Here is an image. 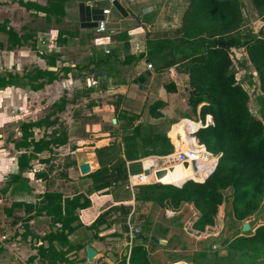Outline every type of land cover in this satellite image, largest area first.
<instances>
[{"label":"trees","instance_id":"trees-1","mask_svg":"<svg viewBox=\"0 0 264 264\" xmlns=\"http://www.w3.org/2000/svg\"><path fill=\"white\" fill-rule=\"evenodd\" d=\"M67 1L45 0L44 4H39L31 0H18V4L25 10H32L33 14L42 13L44 23L47 24L50 21L61 22L65 15L64 3ZM250 2L256 13L261 16V20H264V0ZM78 10L80 24L93 27L92 21L85 20L96 19L99 10H90L81 4ZM244 21L242 0H189L180 26L163 31V34L154 35L155 37L149 36L145 41V51L137 54L139 58H145L156 70L173 66L177 72L186 76L188 90L186 103L189 109L194 113L198 106L202 125L204 116L207 115V120L210 116V122L195 132L197 149L210 155L196 152L198 158L203 161L199 168L192 170H189L190 165L174 162L176 164H170L166 168V174L159 180L179 183L187 176L198 172H201L200 178L187 179L179 187L160 183L139 185L133 189L132 199L135 203L149 202L173 209L183 203H191L199 212L192 228L199 231H202L205 225L214 224L217 207L222 203L224 213L228 208L231 216L239 222L264 207V32L256 34L252 28L245 26ZM0 32L5 35L6 50L25 45L34 35L33 30L18 34L7 25L6 18L0 22ZM66 33L71 32L67 29L57 30L54 40L56 47L65 46ZM124 37L125 34H121L123 49L127 52ZM31 46L33 47V43ZM238 49L241 53L233 59L230 52ZM109 52L110 54L101 52L103 57L95 60L90 47L88 65L92 63L104 66L103 71H111V50ZM36 54L44 63L43 68L33 66L23 71V76H19L17 72H6L0 75V89L15 85L21 88L28 86L36 90L44 83L52 82L58 70H51L49 67H53L61 57L59 51L52 50L48 54L39 51ZM133 58L135 59V56L126 53L123 63ZM248 65L255 72L260 105L259 118L251 116L246 105L248 93L234 76V69L245 68ZM60 69L66 76L70 70L67 66ZM21 77L25 81H22ZM164 85L166 91L174 90L171 81ZM64 103V99H59L53 105L60 111ZM164 105L161 100L153 101L147 106L148 116L153 119L160 118L162 113L159 108ZM139 116L140 114L126 115V112H123L118 117H113L115 123L109 121V126L113 130L111 133L120 138L121 150L117 153L118 157L108 164H99L98 168L81 176L89 177L90 185L84 190L85 193L77 190L71 196L63 195L58 190L47 189L48 184H44L41 191L33 192L34 187L26 176L31 160L49 163L52 157L50 154L56 153L60 146L66 144L65 126H55L57 118L55 116L49 118L48 115L35 120L17 122L19 135L11 140L12 147L17 152L16 172L8 175L5 185L0 189L2 196L11 199L10 204L3 208V213L8 216L14 208L22 207L25 217L20 219L23 221L20 235L23 239L30 233L27 222L33 217L46 216L50 228L40 236L31 234L41 240V243L35 246V253L28 256V261L37 259L45 264H70L66 254L72 249H84V244H77L69 239L70 234L79 227L93 229L94 237L99 226L107 227L113 222L120 223L122 229L126 231L125 221L130 210L129 204L118 203L109 206L98 213L87 226L78 221L77 210L89 206L90 200L86 193L90 194L103 188L111 192L112 188L123 187L126 182L125 161L147 155H165L172 151V144L165 131L154 123L139 120ZM183 117L185 116L180 118ZM120 118L123 122H119ZM188 120H179L173 125L171 135L167 133L171 141L174 140L176 150L191 148L193 138H190L188 133L196 129L192 123L196 126H199V123L190 120L191 123ZM34 128L43 129L37 138L33 135ZM177 133L180 135L179 138H176ZM75 147L74 144L69 145V151H73ZM103 149L99 148L95 153L96 151L101 153ZM43 152L49 153V156L39 158L38 155ZM211 153L217 157V161L208 174L215 161ZM206 162H211V165L202 169ZM62 175L65 176L64 173ZM34 176L45 179L46 172H34ZM111 193L115 196L113 192ZM27 196L34 199L26 200ZM73 222L76 223L72 225ZM250 228L253 229L251 232L241 234L237 232L223 238L221 241L225 243L216 249L210 248L215 241L209 243L208 250H190L184 245L182 251H188L187 259L182 258L184 262L175 259L174 261L178 262L173 264H264V223L251 225ZM221 231L220 229L219 234ZM147 239V236L141 234L135 236V241L128 247L127 257L123 255L119 264H151L147 249L144 247V241ZM167 246L169 245L166 244L165 249H171ZM220 250L225 252L221 254Z\"/></svg>","mask_w":264,"mask_h":264},{"label":"rangeland","instance_id":"rangeland-1","mask_svg":"<svg viewBox=\"0 0 264 264\" xmlns=\"http://www.w3.org/2000/svg\"><path fill=\"white\" fill-rule=\"evenodd\" d=\"M31 1L37 2L39 4L45 3V0H31ZM157 1L159 0H139V1L120 0L122 6H129L133 4L131 9H134L133 13L141 20L142 23H145L147 21L149 14L151 13L153 14L157 12L156 8H154V11H152ZM114 2H117V0H114ZM79 4L83 6H87L88 9L90 10L98 9L99 11L101 7H108L110 12V14L107 15V18H109L110 20L108 23V27L111 26L113 22L112 20L115 21L116 19H121L124 17L121 13L116 12L115 9L116 6H114L113 2L110 3L109 0H68L67 2L64 3L65 15L63 16L61 22L54 23L53 21H50L49 23L46 24L44 23L42 14H35V13L33 14L29 10H25L22 6L18 4V0H0V22L4 18H6L7 25L11 27L13 30H15L18 34H21L25 31L27 32L29 30H33L34 32L33 37H31L26 42L25 45L14 48L12 50H6L4 48V46L6 45L5 35L0 32V44H2V46H0V75H4L6 74V72H12V73L17 72L19 76H23L22 75L23 71L28 70L33 66L43 68L44 67L43 62L40 61V59H38V56L34 54V49L36 50V52L39 49L36 46V44L41 43V41L44 40V44L43 45L40 44V45H42L41 48L46 51L45 44L47 41L45 40L46 39L45 37L48 33L54 34L59 29H67L69 32L72 33V36L71 33L69 34L66 33L67 45L65 44L64 47H59L57 49L61 57H59V60L56 61L58 67L55 69H57L58 72L56 78L52 82L44 83V85L41 88L36 90H32L28 86L21 88L15 85L14 86L8 85L0 89V189L3 188V186L5 185V180L8 178V175L11 172H16L15 156L17 152L13 149L11 140L19 135V132L17 130V122L21 120L22 121L35 120L41 118L44 115H48L49 118H53L54 116L55 118H57V124H55V126L56 125L63 127L65 126L68 144L60 146L57 149L56 153H54V155L51 157L50 160L51 166L49 170L46 171V178L47 180H50L51 183L46 188L49 190L61 191L63 195H70L74 193L75 189L76 191L80 190L82 186L77 180L79 176L77 171L71 173L69 172V170L66 169V178L65 176L62 175L63 172L62 169L64 167L63 164L67 159L65 153H68L69 145L74 144L78 147V149L74 150V152L75 151L80 152L82 150H89V152H92L91 151L92 149L89 148V146L91 145L93 146V143L89 141L88 139L89 135L97 134L100 129L101 123L108 122L109 121L108 118L110 116H113V114L111 115L112 112L108 111L105 106V102L108 101L107 98L108 97L110 98L109 93L107 94L104 88L108 82L106 83L104 81L101 83L100 81L95 86V92L91 94H89V92L86 90L87 87H85L86 84H89L92 87L93 85L96 84L94 83V80L91 78V76H95L96 73L94 72L97 71V69L93 70L95 66L92 64L93 66L90 67V65H88L87 63V57H90L91 55L89 48L91 46V52H93L94 54V59L97 60L100 57H103V54L101 52H104L103 49H105V45L99 46L100 44H94L92 40L94 36L93 27H88L87 23H85L87 25L80 24L78 20ZM188 5H189V0H166L165 2H163V9H164L163 16H166L167 14L172 16V14H174L172 18L175 17L176 20L172 23L173 24L177 23V25L181 24L182 16L184 15V12L186 11ZM242 14L245 19L244 22L246 27L252 28L253 32H256V34H259L261 31L264 32V20H261V16H259V14L256 13L255 9L251 5L250 0H242ZM128 15L130 17L128 23L129 25H131L132 23H134L133 17L131 16L132 14L131 15L128 14ZM85 21L93 22L94 20L88 19ZM166 25L163 26L166 27ZM173 26H171L172 28L168 29V31L175 28ZM163 31H165V29ZM170 34L171 33H169V35ZM107 36H110V34ZM32 43H33V47L31 46ZM141 44L142 46L145 47V44L143 45L142 42ZM108 46L111 48L113 45L110 44L107 45L106 47ZM131 47L133 52H135L133 46ZM144 47H140L137 49L139 51L141 49L145 51ZM116 51H117L116 48L111 49V57H110L111 66H113L114 64L112 58L115 55ZM107 53L110 54L109 49ZM240 53L241 51L238 49V50H233V52H230V55L233 59H235V57H238ZM153 61L154 60H152V62ZM68 64L71 65V67ZM63 66H67L68 68H70L67 76L64 75L63 71L60 69ZM130 66H132V64ZM137 66L139 65L136 64L133 67V70L137 68ZM113 67L115 68V66ZM142 68L143 69L139 68V70H143L141 72L138 71L137 69L135 70V72L137 71L139 72L140 75L143 76L142 80L131 81L130 83L128 80H126L129 83L128 93L126 97H132V95L135 93V95L132 97L134 103L131 102L130 104H128L134 109H138L141 103L144 104L145 102L147 103L153 100L155 96H157L156 93L158 92L156 91L155 93V89L156 88L158 89L160 83H162V81L160 80L161 79L160 75L158 76L155 75L154 77L150 78L149 75L144 73V68L149 70L151 69V68H147L146 64L143 65ZM129 69L131 68H126L127 73L129 72ZM234 71H235L234 76L236 81L239 82L240 85L248 93V100L246 105L251 116L259 118L258 110L260 105L258 100V89L256 85L255 75L252 74L253 72L252 67L248 65L245 68H236V70L234 69ZM153 72L154 71H152V73ZM164 72L167 73L168 71L164 70ZM107 73H109V71H107ZM89 74L91 76H89ZM103 74H106V72L104 71ZM87 76L92 81L87 80L86 79ZM21 78L22 81H25L23 77ZM177 82H178L179 92L169 96V97H173V99L170 102L168 101L169 103H167L165 107V116H164L165 124L176 121L169 127L168 130L169 135H171L173 125L176 124L179 120L185 119V118L180 119L181 116H186L191 120L202 119L197 114L195 115L193 112H191V110L187 107L184 101L180 103L179 101L180 96L181 95L183 96L185 94H183L182 90H180V87L183 86L182 85L183 83L180 82V79H177ZM150 89L152 90L151 95L147 93V91H149ZM146 93L148 96H145ZM165 97L167 98L168 95H166V93H163V98L165 99ZM59 99H64L65 101L62 110L60 111L56 110V106L53 105V103L58 102ZM91 103L97 104V106L94 108H90ZM103 118H105V121H103ZM140 118L146 120L149 119V121L152 122V120L147 117L145 112L143 115H141ZM84 128L85 129L87 128V131L86 130L84 131ZM42 132H43L42 128L33 129V135L36 137H39L40 134H42ZM120 150H121V142L117 140L116 137L112 136L108 147L104 148L101 153L96 151L99 164H108L109 162H112L113 160L116 159V157H118L117 153ZM42 154H40V156H42ZM102 154L108 156L104 158L102 157ZM211 156L216 157L213 154ZM202 161L203 159L201 160L198 158L197 168L201 166ZM157 163L161 164L162 160L158 159ZM29 164H30L28 170L29 172H27L26 176L28 180H30L32 185L36 188L37 191L42 190V188L44 187L41 182L42 179L35 177L33 170L36 171V170H40V168H46L47 163L37 165L38 162H36V160L33 159L29 162ZM139 166H140L139 162H131V164L128 166V172L130 174H136L139 171H142V169H140ZM194 167L195 166H193V168L190 167L189 170L195 169ZM68 174L73 178L69 177ZM198 175H200V172H198ZM85 177L80 179L85 180ZM141 181L146 182L145 179ZM76 186H78L80 189L76 188ZM115 191H120V188L113 190V192ZM123 192L124 191H122V193L118 197L121 199H126L127 194H124ZM25 199L33 200L34 197L27 196ZM91 199L93 200L94 203L97 202L96 201L97 197H95L94 195L91 196ZM10 201L11 199L9 197H4L0 194V236L2 234L5 235V239L0 240V264H8V263L9 264L10 263L45 264V263H41L37 259H35L34 261H28L27 258L28 256L35 253L34 248L35 246H37L36 245L37 241L31 234L39 236L42 233L47 232L50 229L49 219L47 217H44L43 215H39L29 220L27 222V225L30 233L27 234L26 237L23 239L20 235V233L22 232V224H23V221L20 219L25 217L22 207L14 208L12 210V213L8 216L3 213V208L7 207L10 204ZM145 207L147 208L146 205H143L141 206L140 209L144 210ZM156 213L159 216L160 210L157 209ZM217 213H218V219H221L222 225L221 227L215 226L213 230H211L212 232L211 234L216 236V233H218L220 229L222 231L217 237L210 236L205 240L195 241L194 246L196 247V249L204 250L207 249V246L212 241H215L213 244H219L220 242H222L221 240L223 238H228L233 234H236L237 232L247 233L250 231V230L241 231L240 222L235 220L231 216V213L229 212L228 208H226L225 213H223L222 204L219 205ZM220 213H222V215ZM162 214H163V218H161L160 220H158L159 218L156 217V219L159 221L158 223L162 224L163 226L168 225L171 222L169 220V218H171L169 217L170 213L169 212L165 213V211H163ZM135 216L136 213L133 215V220L131 219L132 221H134ZM85 217H87V213L83 212L81 218L82 221L84 222H86V220H84ZM246 219L249 220V224L252 226L264 223V207L250 214ZM142 220L143 218H138V217L136 218L137 221L136 226L139 227V229H141V225L143 223ZM168 229H170V227H168ZM143 231L145 233L147 231L145 226ZM170 232H173L172 237L173 236L176 237L178 229L173 228L172 231L170 230ZM92 236H93L92 230L85 229L84 227H79L72 234H70L69 239L71 241L76 242L77 244L80 243L85 245L86 243H89L95 250H98V247L99 245H101V243L96 242L95 239L92 238ZM37 240L39 239L37 238ZM124 241L125 239H123L122 237L115 238L112 239V243L108 245H111V247L114 250H122V254H123L125 253V249H126L125 247H123ZM192 242L193 239H191L189 243ZM42 244L44 243L42 242ZM153 245L157 247H163L156 244ZM211 247L212 244L210 245V248ZM107 250L110 253V250L109 249ZM162 252H161L162 255L160 257H157L158 261L162 263H158V264H169L171 260L176 258L180 259L179 261H184L182 260V258L187 259L186 255H188V251H182L180 250V248L175 251V254L174 253L166 254V252L165 253L164 251ZM224 252H225L224 250L219 251V253L221 254ZM83 254H84V249H80L79 256H81V259L83 258ZM76 258H77L76 255L71 258L72 264H81L79 260ZM154 259L155 257H151V261H154ZM90 263L91 262H87V264Z\"/></svg>","mask_w":264,"mask_h":264},{"label":"crops","instance_id":"crops-1","mask_svg":"<svg viewBox=\"0 0 264 264\" xmlns=\"http://www.w3.org/2000/svg\"><path fill=\"white\" fill-rule=\"evenodd\" d=\"M136 1H139V0H136ZM165 1L166 0H159V1L156 2V4L154 5L152 11H154V8H156L157 12L153 13V14L151 12H149L151 14L148 15L149 17L147 18V21L145 23H142L141 20L133 13L134 9H131L133 4H131L129 6H122V3L120 2V0H117V2H113L114 6H116L115 7L116 12H119V13H121L124 16L121 19H116L115 21L112 20L113 22L111 21L112 24H111L110 28L115 30V32L110 34V36L106 37L105 38V42H104L105 43V48H107L109 50L116 48V50H117L116 53H115V56L113 58L114 59L113 66H115V68L113 66H111V71H109V73L106 72V74H103L104 73V71H103L104 66H96V65H94L95 67L93 68V70L97 69V71L94 72L96 74H95V76H91L89 74V76H91V78L94 80V83H96V84L93 85V87L91 85H89V84H86L85 87H87L86 90L88 89L87 91L89 92V94H91V93L95 92V86L100 81H101V83L104 82V81L106 83L108 82L104 88H105V92H107V94L109 93L110 98L109 97L107 98L108 101L105 102V106H106V109L108 111L112 112L111 115L113 114V116H110L108 118L109 121H111V119L113 117H115V116L118 117L123 112H126V115L140 114L139 120H144V121H147V122H150V123H154V124H156L158 126V128H160L161 130L165 131L166 137H168L170 143L172 144V151L170 153H168V154H165V155H172L173 153H175L178 150L175 149L174 140L172 142L171 138L168 136L167 133H168L169 127L173 123H175L176 121L169 122V123L165 124V119H164L165 107H166L167 103H169L173 99V97H169V96L170 95H174L175 93L179 92L177 79H180V82L183 83L182 84L183 86L180 87V90H182V93L185 94L183 96L182 95L180 96V100L179 101H180V103H182L183 101L185 103L187 102V94H188L187 92H188V90L186 88V76L183 73L177 72L173 66L169 67V68H166V69L162 68L160 70H156L153 67V65L151 64V69L149 70V69L144 68V73L149 75L150 78L154 77L155 75H157V76L160 75V77H161L160 80L162 81V83H160V86H159L158 89L157 88L155 89V93H156V91H158L156 93L157 96H155V98L153 100H151L150 102H147V103L145 102L144 104L141 103V105H140V107L138 109H134L133 107L128 105V104H130L131 102L134 101L132 97L135 95V93L132 95V97H126V95L128 93L129 83L131 81H137V80H142L143 79V76L140 75L139 72H137V71L135 72L136 69L138 71H140V72L143 71V70H139V68L143 69L142 68L143 65L146 64L145 61L147 62V60L145 58H139L138 55H137V54H139V52L142 51V49L139 51L137 48L144 47V46H142L141 42L144 45L145 41H146V38H148L149 36H154V35L156 36L157 34H163V30L164 29H165V31H168V29L172 28L171 26H173V25H175V26H173L175 28L180 26V24L177 25V23L176 24L172 23V22H174L176 20L175 17L172 18L174 14H172V16H170L169 14H167L166 16H163V11H164L163 2H165ZM106 8H108V7H106ZM29 11L33 13V11H31V10H29ZM37 14H42V13L39 12ZM109 14H110V12L107 15H109ZM128 14H130V15L132 14L131 16L133 17V22L134 23H132L131 25H129V23H128V20L130 19ZM144 14H146V13H144ZM107 15H106V17H107ZM125 22H127V23H125ZM164 22H167V23H164ZM120 24H122V25H120ZM163 25H166V27H164ZM168 25H169V28H168ZM118 26H120V27H118ZM144 26H145V28H144ZM175 28H173V29H175ZM148 31H149V33H148ZM121 34H125L126 42H127V52H125L124 49H123V43H122L123 41L120 38ZM49 35L50 34H47L45 38H47ZM40 44L41 43H37L36 44V46L39 48L37 52L40 51V52H42L44 54H48L52 50L57 51V49L59 47H64V46L56 47L54 45V42H53V46L54 47L51 48V50H49V51H47V50L45 51L44 49L41 48V46L43 44L42 45H40ZM110 44L113 45L111 48L109 46L106 47L107 45H110ZM134 44H136V45H134ZM99 46H103V44H101ZM131 46H133V49H134L135 52H133ZM126 53L135 56V59L133 58V60H130L127 63H123V62H125ZM34 54L37 56L35 49H34ZM38 59H40V61H42L41 58H38ZM121 63H122V65H121ZM131 64H132V66H130ZM136 64H138L139 66H137V68H135L133 70V67ZM69 66L71 67V65H69ZM91 66H93L92 63L90 65V67ZM57 67H58V64L55 62V65L53 67H49V68L51 70H54ZM126 68H131V69H129L128 73H127ZM90 69H92V68H90ZM164 70L168 71V72L165 73ZM152 71H154V72L152 73ZM134 76H136V77H134ZM164 77H166V78H164ZM168 77H170V78H168ZM86 79L90 80V78L88 76L86 77ZM164 79H166V80H164ZM126 80H128L129 83ZM90 81H92V80H90ZM169 81H171L174 84V90L172 92L166 91V88H165V85H164V84L168 83ZM155 87H157V86H155ZM147 93L151 95L152 90L150 89L149 91H147ZM147 93H146L145 96H148ZM163 93H166V95H168V97L167 98L165 97V99H164L163 98ZM159 94H160V96H159ZM145 96H144V98H145ZM155 100H161L162 102L165 103L164 106L159 108L160 112L162 113V116L160 118H158V119H153L150 116H148V114H147V109H148L147 106L149 104H151ZM186 105H187V103H186ZM96 106H97V104L91 103V107L90 108H94ZM187 107L189 108L188 105H187ZM144 112L146 113L147 117L152 120V122L149 121V119L146 120V119L140 118L141 115L144 114ZM194 114L198 115V106H197V109L195 110ZM206 116L207 115L204 116L205 119H203V122H207L208 121ZM105 117H107V116H105ZM183 118H185L184 120L190 119V118H188L186 116L183 117ZM209 118H210V116H209ZM190 120H188V121H190ZM201 120L202 119H198V120H195V121H200V123H201ZM103 121H105V118H103ZM109 121L101 123V126H100V129H99L98 133L97 134H93V135L91 134L88 137L89 141L93 143V146L91 145V146H89V148L92 149L91 151L95 155V158H96V161H97V167L96 168L99 167V161H98V158L96 156L95 150H97L99 148L108 147L112 136L116 137V139L120 141V138H119L118 135H113L111 133V132H113V130H112V127L109 126ZM119 122H123V119L120 118ZM134 122H136V121H134ZM95 123H97V122H95ZM192 124L195 125L194 123H192ZM85 130L87 131V128L86 129L84 128V131ZM190 135H192V134H190ZM90 137H93V138H90ZM179 137H180V135H179V133H177L176 134V138H179ZM35 138H37V137L35 136ZM67 144L68 143L66 142V144H64V145H67ZM77 149H78V147L76 146L74 150H77ZM74 150L73 151H68V153H65V156H66L67 159L64 162V164H63L64 167L62 169L63 170L62 173L65 174V178H66V169L69 170V172H71V173L77 171L76 163H75V159H74V154H75L76 151L74 152ZM82 151L89 152V150H82ZM200 151H202V150H200ZM43 153H45V154L41 153L42 156H40V154H39L38 157L44 159V158L49 156V153H47V152H43ZM50 155L53 156L54 154H50ZM165 155H147V156H144V157H141V158H138V159L125 161V164H126V182L124 183V185L122 187L123 190H122V188L120 186H117V188H120V191L113 192V190L117 189V188H112L111 192H113L115 196H113V194L111 192L106 191L107 188L99 189L98 191L91 192L90 194L86 193L85 195L90 200L89 206L77 210L78 221L83 226H87L88 224H90L92 222V220L95 218V216H97L98 213L104 211L109 206L115 205V204H118V203L129 204L130 205V210H129V213L127 215L126 221L128 220V222L131 225H135L136 226V224H137L136 218L137 217L141 218L139 216H142V218H143V220H142L143 223L141 225V229H140L139 233L137 235H135V236H138L140 234L142 236H147V237L149 235H154V236H157V237H160V238H164L166 240L165 245H162L163 247H157V246L151 244L150 243L151 241H149L148 239L144 241V247L147 249L148 258H149L151 264L162 263V262L158 261L157 257H160L163 254L162 251H164V253H165V250H167V248L165 249L166 244L169 245L167 247L171 248V249H168L170 252L166 253V254H172V253L175 254L176 250H178L179 248H180V250H183L182 248H184L185 246L188 249H190V250H195L196 249V247L194 246L195 245V241L205 240V239H207L210 236H215V235L211 234L212 233L211 230H213V228L215 226L219 227V220H220V219H218V213H217L218 212V207H219L218 206L214 224L213 225H205L204 229L202 231H199L197 229H193L192 228V224L197 219V217L199 215V212L191 203H183L178 208H174L173 209V208L168 207V206H166V207L165 206H159V205H157L155 203H152V204L149 203V202L135 203L133 201L132 193L126 188L127 177L131 176V175H136V174H143V169L144 168H147L149 170V173H148V176H146V178L141 176L140 180L145 179L148 182L143 183V184H139V185H147V184H151V183L170 184V183H163V182H168V181L158 182V181H155V180L151 179L153 170L165 165L163 163L164 162L163 159H164ZM107 156L108 155L102 154V157H104V158L107 157ZM158 159L162 160L161 164L157 163ZM211 159H213V158H211ZM35 160H36V162H38L37 165H41V164H44V163L46 164L47 163V162H39L37 159H35ZM146 160H149L150 164L145 165L144 162ZM131 162H139L140 163L139 167H140V169H142V171H139L136 174H130L128 172V166L131 164ZM49 164H51V161L46 164V168H40V170H36V171L33 170V173L34 172H38V171H45L46 172L47 170H49V168L51 166V165L49 166ZM95 169H93V170H95ZM201 171H202V169H201ZM78 175L79 176H78L77 180L79 181V183L82 186V188L80 189L78 186H76V188L80 189L78 191H83V193H85L84 190L86 189L87 186L90 185L91 180H90L89 177H85V180H81L80 178H83V177H81L83 175H80L79 173H78ZM68 176L72 177L69 174H68ZM204 178L202 180H204ZM41 179H42L41 182H42L43 186H44V184H48V186H49V184L51 183V181L47 180V178H45V179L41 178ZM28 181H29L30 184H32L30 182V180H28ZM139 185H136V186H139ZM43 186H41V187H43ZM136 186H134L133 189ZM34 191L35 192H39L41 190L37 191L36 188L34 187ZM74 191H76V189ZM122 191H124L123 192L124 194H127L126 199H121V198L118 197L122 193ZM105 192H109V193H105ZM71 195L72 194L66 195V196H71ZM92 195L97 197V200H96L97 202L96 203H94L93 200L91 199ZM108 200H110V201H108ZM143 205H146L147 208L145 207L144 210H141L140 208ZM157 209L160 210L159 216L157 215L158 212L156 213ZM163 211H165V213L169 212L170 213L169 217H171V218H169V220L171 222L168 225H165V226H163L162 224L158 223L159 222L158 220L163 218V214H162ZM222 211L224 213V204L223 203H222ZM83 212L87 213V217L84 218V220H86V222L82 221V218H81V215H82ZM135 213H136V216L134 217V221H132L133 220V215ZM88 214L90 215V218H89ZM138 214H140V215H138ZM44 217H46V216H44ZM156 217H158L159 219L157 220ZM174 217H176V218H174ZM243 220H241L240 223H242ZM126 221H125V224H126ZM75 223L76 222H73L72 225L75 224ZM144 226L147 229L146 233L143 231ZM249 226L251 227L250 224H249ZM168 227H170V229H168ZM173 228H177L178 229L176 237H174V236L172 237V233L173 232H170V230L172 231ZM186 229H190L192 232H198L199 235L198 236H194L193 234H189V233L186 232ZM90 230L93 231V235H94V230L93 229H90ZM252 230L253 229L250 228V231H252ZM239 234H241V233H239ZM135 236L132 237L131 240H129L128 239L129 237H128V234H127V229H126V231H124L122 229L121 224L118 223V222H113L107 227H105V225L99 226L97 228V231H96V237L92 236V238H94L96 242H100L101 243V245H99V247H98V250H95L91 246V244L86 243V244H89L96 252V257L90 264H97L99 262H105V264H119V261L121 260L123 255H125L127 257L128 247H129V245H130V243L132 241H135ZM217 236H219V232L216 233L215 237H217ZM120 237L125 239V241L123 242V247L127 248V249H125V253H123V254H122V250H114L111 247V245H108V244L112 243V239L120 238ZM35 239H37V238H35ZM191 239H193V242L189 243ZM107 249L110 250V253L108 252ZM161 252H162V254H161ZM75 255L77 256L76 259H78L81 264H87L86 259L83 260V258L81 259V256H79L80 255V249H78V250L72 249L71 251H69L66 254L67 259L70 260V262H71L70 264H72V259L71 258L74 257ZM101 257H103V258H101ZM151 257H155L154 261H151ZM174 260L175 259L171 260V262L169 264H172L173 262H178L179 261V260L178 261H174Z\"/></svg>","mask_w":264,"mask_h":264},{"label":"built area","instance_id":"built-area-1","mask_svg":"<svg viewBox=\"0 0 264 264\" xmlns=\"http://www.w3.org/2000/svg\"><path fill=\"white\" fill-rule=\"evenodd\" d=\"M109 2L112 3V2H114V0H109ZM108 13H109V9L108 8L101 7L98 17L96 19H94V21H93V24H94L93 25V35L94 36H93L92 40H93L94 44H100V45L103 44V45H105L104 42H105V38L107 37V35L112 34V33L115 32V30H113L112 28L108 27L109 19L106 17V15ZM104 34H107V35H104ZM55 36H56V33H54L52 35L50 34L45 39L47 41L46 44H45L47 51L51 50L50 48L54 47L53 46V42L55 40ZM41 44H44V40L41 41ZM103 50H104L105 53L108 52L107 48H105ZM145 63H146V67L147 68H151L149 63H147L146 61H145ZM252 74L255 75V72L253 71ZM197 122L199 123V126L196 128V130L199 127L207 125L210 122V118L208 119L207 122H203L204 125H202V123H200V121H197ZM189 134H191V133H189ZM172 155H165V157L163 159V161H164L163 163L165 165H163V166L168 167L171 164V162H177V163H180V164H183L185 162L187 165H190L192 168H193V166H195L194 168L196 169V166H197V163H198V157L196 156L197 154H196L195 150H192V148H189V149H186V150H178V151H176L174 153L173 156ZM213 164H212V167H213ZM163 166H161V167H163ZM212 167H211V169H212ZM211 169L208 172V174L211 172ZM140 176H147V175L136 174V175H131V176L127 177L126 188L131 193L133 191V187L134 186L148 182V181L144 182V181L139 180ZM151 179L155 180V178L153 176V173H152V178ZM158 182H160V181H158ZM126 226H127V234H128L129 240H131L132 237H134L135 235H137L139 233L140 229H139V227H137L135 225H131L128 222V220L126 221ZM1 239H5V235L4 234H2L0 236V240ZM36 241H37V244L35 242L36 245H39L41 243L40 240L36 239ZM10 264H12V263H10Z\"/></svg>","mask_w":264,"mask_h":264},{"label":"water","instance_id":"water-1","mask_svg":"<svg viewBox=\"0 0 264 264\" xmlns=\"http://www.w3.org/2000/svg\"><path fill=\"white\" fill-rule=\"evenodd\" d=\"M111 122L114 123L115 119L112 118ZM74 159H75V163H76V169L80 175L88 174L89 172H91L93 169H95L97 167V161H96L94 153H92V152H85V151L75 152ZM216 161H217V157H215V161H214L212 169L214 168ZM183 165H187V164L184 162ZM166 168L167 167L163 166V167L157 168L153 171V176H154L156 181H159L158 179H160L163 175L166 174V170H167ZM148 173H149V170L147 168H144L143 169V175H148ZM182 183H180L179 185H175V184H173V185L179 187V186H181ZM221 225H222V223H221V219H220L219 220V227H221ZM240 230L241 231L250 230L248 219L245 218L242 221ZM186 232L189 234H193L194 236L199 235L198 232H192L190 229H186ZM148 240L153 242L154 244L160 245V246L165 245V243H166V240L164 238H160V237H157L154 235H149ZM224 243H225V241H222L219 244H212L211 248L221 247ZM165 252L169 253L170 251L165 250ZM84 253H85V259L87 262H92L96 257L95 250L89 244L84 245ZM173 263H176V262H173ZM97 264H105V262H99Z\"/></svg>","mask_w":264,"mask_h":264},{"label":"bare ground","instance_id":"bare-ground-1","mask_svg":"<svg viewBox=\"0 0 264 264\" xmlns=\"http://www.w3.org/2000/svg\"><path fill=\"white\" fill-rule=\"evenodd\" d=\"M193 125V124H192ZM195 126V125H194ZM196 128L198 127V126H195ZM197 130L196 129H193V130H191L189 133H191L192 135H190L189 133V137L190 138H193V141H191V148H192V150H195V152H201L202 153V155H210L208 152H205V151H200V150H197V147H196V136H195V132H196ZM197 157H199L198 155H197ZM145 165H148V164H150V161L149 160H146L145 162ZM174 162H171V164H173ZM174 164H176V163H174ZM211 165V162H206L205 163V165H203V168H205V167H209ZM196 168H197V166H196ZM200 176H201V172H200V175H198V173L197 174H194V175H189V176H187L185 179H183L181 182H179V183H175V182H163V181H161V180H159L160 182H163V183H170V184H175V185H179L180 183H182L183 181H185V180H187V179H190V178H200ZM141 177V176H140ZM140 180V179H139ZM221 215H222V213H220Z\"/></svg>","mask_w":264,"mask_h":264}]
</instances>
